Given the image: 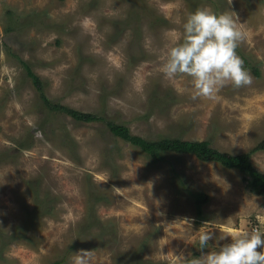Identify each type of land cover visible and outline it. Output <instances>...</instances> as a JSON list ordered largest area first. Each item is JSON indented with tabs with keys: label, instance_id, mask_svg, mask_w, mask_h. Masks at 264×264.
<instances>
[{
	"label": "rangeland",
	"instance_id": "rangeland-1",
	"mask_svg": "<svg viewBox=\"0 0 264 264\" xmlns=\"http://www.w3.org/2000/svg\"><path fill=\"white\" fill-rule=\"evenodd\" d=\"M198 8L237 13L251 84L193 100L190 76L161 72ZM109 122L149 141L250 152L264 140V0H0V264H72L82 249L91 264H171L210 251L188 242L204 222L217 237L264 225V196L237 169L176 152L153 161ZM251 159L264 172V150Z\"/></svg>",
	"mask_w": 264,
	"mask_h": 264
},
{
	"label": "clouds",
	"instance_id": "clouds-1",
	"mask_svg": "<svg viewBox=\"0 0 264 264\" xmlns=\"http://www.w3.org/2000/svg\"><path fill=\"white\" fill-rule=\"evenodd\" d=\"M182 27V37L168 47L160 70L167 78L190 76L191 99L215 98L227 84L234 88L251 84L252 76L236 52L247 38L236 12L198 8L187 15ZM213 228L204 222L195 240L188 241L210 251L200 256L174 254L171 264H264V225L232 227L218 237ZM226 236L230 242L219 247L209 244L210 240H223ZM72 264H91L89 250L75 252Z\"/></svg>",
	"mask_w": 264,
	"mask_h": 264
},
{
	"label": "trees",
	"instance_id": "trees-1",
	"mask_svg": "<svg viewBox=\"0 0 264 264\" xmlns=\"http://www.w3.org/2000/svg\"><path fill=\"white\" fill-rule=\"evenodd\" d=\"M137 15L140 16L139 13H137ZM138 22L139 20H137L136 26L137 33L138 27H140ZM244 65L246 67L252 68L256 75L259 74L257 68L246 57H244ZM26 67L28 68V74L33 78V82L40 92L41 97L46 103H48L49 101L43 90V81L40 77L33 73V71L30 69V66L27 65ZM50 107L59 108L63 111H66L70 113L76 120L81 122H91L100 118L98 115L92 113L77 112L68 109L62 104H53V106L50 105ZM109 128L116 136L129 141L135 146L140 147L144 153L148 154L153 159V161L160 160L161 155L164 152H176L194 155L204 162H218L226 168L237 169L244 174L243 180L246 188L256 195L264 196V172L259 171L251 159V154L253 152L264 150V140L259 142L250 152L231 154L214 148L207 140L190 141L183 140L181 138L166 137L155 141H149L141 136L133 135L128 127L116 122H109ZM19 147L28 148L29 144H21ZM193 196L197 209H201V206L209 201V196L201 191L194 192ZM61 262L62 261H56L53 264H61Z\"/></svg>",
	"mask_w": 264,
	"mask_h": 264
}]
</instances>
